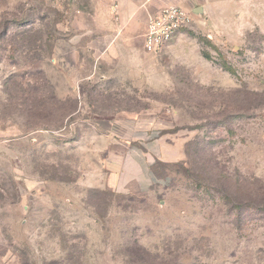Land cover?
<instances>
[{"label": "rangeland", "instance_id": "rangeland-1", "mask_svg": "<svg viewBox=\"0 0 264 264\" xmlns=\"http://www.w3.org/2000/svg\"><path fill=\"white\" fill-rule=\"evenodd\" d=\"M99 5L0 0V264H264V0L155 54Z\"/></svg>", "mask_w": 264, "mask_h": 264}, {"label": "crops", "instance_id": "crops-1", "mask_svg": "<svg viewBox=\"0 0 264 264\" xmlns=\"http://www.w3.org/2000/svg\"><path fill=\"white\" fill-rule=\"evenodd\" d=\"M100 5V16L108 18L109 12L113 16L114 23H111V29L120 33L125 39L130 27L138 26L146 32V26L149 16L159 7L166 4H177L187 10L189 3L193 0H163L162 2L152 1L145 3L144 0H97ZM106 20V19H105ZM107 23V20H106ZM108 26V25H107ZM119 37V36H118ZM117 37V38H118ZM116 38V37H115ZM117 40V39H116ZM115 40V41H116ZM121 48H129L125 40L120 44Z\"/></svg>", "mask_w": 264, "mask_h": 264}, {"label": "built area", "instance_id": "built-area-1", "mask_svg": "<svg viewBox=\"0 0 264 264\" xmlns=\"http://www.w3.org/2000/svg\"><path fill=\"white\" fill-rule=\"evenodd\" d=\"M163 0H145V3ZM191 22V15L180 5L166 4L157 8L148 18L143 40V50L155 54L163 49Z\"/></svg>", "mask_w": 264, "mask_h": 264}, {"label": "trees", "instance_id": "trees-1", "mask_svg": "<svg viewBox=\"0 0 264 264\" xmlns=\"http://www.w3.org/2000/svg\"><path fill=\"white\" fill-rule=\"evenodd\" d=\"M176 166H180L182 167V165H176ZM184 171L189 174V169H184ZM225 184V183H224ZM224 184H221L222 186V190L216 189V193H219L220 197L222 198L223 202L225 203V205L230 204V202H232V199H230L231 194H233V192H228V189L226 186H224ZM226 185V184H225ZM231 193V194H229ZM234 210L236 211H240L241 209L243 210H247V211H257L255 212L253 215L254 217H256V221L260 220V219H264V188L262 189V193H261V197L258 198V200H243V201H239L236 202V204H234L233 206H231ZM246 217H251V215H247Z\"/></svg>", "mask_w": 264, "mask_h": 264}, {"label": "water", "instance_id": "water-1", "mask_svg": "<svg viewBox=\"0 0 264 264\" xmlns=\"http://www.w3.org/2000/svg\"><path fill=\"white\" fill-rule=\"evenodd\" d=\"M200 10V9H199Z\"/></svg>", "mask_w": 264, "mask_h": 264}]
</instances>
